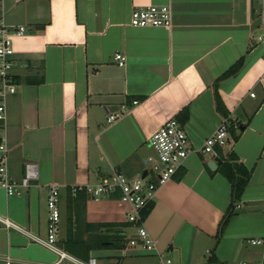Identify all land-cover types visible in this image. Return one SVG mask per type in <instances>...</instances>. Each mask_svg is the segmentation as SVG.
Masks as SVG:
<instances>
[{"label": "crops", "instance_id": "1", "mask_svg": "<svg viewBox=\"0 0 264 264\" xmlns=\"http://www.w3.org/2000/svg\"><path fill=\"white\" fill-rule=\"evenodd\" d=\"M17 1L6 22L28 30L14 39L16 92L7 99L10 170L20 179L25 164L35 162L38 179L24 195L0 192V215L25 231L1 228V255H10L14 264H78L58 262L55 252L31 239L47 237V199L55 184L63 251L83 261L97 255L100 264H153L155 254L132 247L92 250L82 259L60 241L68 217L77 213L84 225L128 222L129 202L92 196L86 186L110 181L115 172L137 179L151 170L157 153L149 139L176 117L185 123L193 151L183 176L160 184L144 220L157 249L174 264H264V243L248 241H264V50L254 42L259 0ZM166 4L173 13L170 28L131 25L135 7ZM241 58L240 73L218 85L225 117L216 108L214 83ZM111 112L121 115L109 121ZM224 119L246 123L222 153L234 150L252 176L216 244L231 183L219 171L220 152L221 164L211 169L208 161L215 157L201 149ZM74 186L82 192L73 195ZM128 224L113 231L122 230L129 240L137 229Z\"/></svg>", "mask_w": 264, "mask_h": 264}, {"label": "built area", "instance_id": "2", "mask_svg": "<svg viewBox=\"0 0 264 264\" xmlns=\"http://www.w3.org/2000/svg\"><path fill=\"white\" fill-rule=\"evenodd\" d=\"M4 0H0V192L7 196L24 195L27 190L34 185L38 179V166L35 162L25 164L24 174L18 179L12 176L10 170V145L8 135V108L7 99L9 95L16 92V82L12 71L14 67V39L23 36L28 28L26 25L7 24L4 14ZM258 26L260 31L254 42L262 46L264 50V0H259L256 9ZM131 25L136 27H165L170 28L173 22L172 8L166 5H140L133 9L130 19ZM116 60L119 65H124L125 57L122 54H116ZM251 96H255L252 92ZM133 103H137L134 100ZM123 107L121 112L126 111ZM121 112H111L109 121L116 120ZM229 122L227 119L221 121L216 127L214 133L209 136L202 147V153L211 154L212 157H218V147H226L231 143L229 132ZM235 127H238L235 125ZM150 145L157 153V161L152 164L151 170L147 169L146 176L143 173L137 179H129L121 172H115L113 179L102 182L94 187L86 186V191L92 196L112 197L119 192L124 201L132 205V210L128 215L127 221L134 223L136 235L129 238L126 247L136 248L145 254H155L157 259L153 264H174V261L166 257L157 249V241L154 239L144 225L142 218L143 209L155 200L156 192L160 184L173 177V175L183 168L186 159L193 151L190 138L185 127V123L178 118L168 119L149 139ZM157 175L156 180L153 179ZM81 189L79 186L72 188L73 195ZM48 233L46 238L32 235L31 239L43 245L49 250L55 252L59 260L63 262L71 259L78 264H100L98 257L90 256L87 261L79 260L69 253L63 251L58 245V236L61 223L60 191L58 185H51L48 194ZM239 207V204L238 206ZM16 229L22 233L25 231L15 224L7 216L0 215V229ZM28 234V233H25ZM253 245L263 244L262 239H249ZM126 249V248H125ZM0 264H14L10 255H1ZM117 264H130L118 262ZM245 264V263H241Z\"/></svg>", "mask_w": 264, "mask_h": 264}, {"label": "trees", "instance_id": "3", "mask_svg": "<svg viewBox=\"0 0 264 264\" xmlns=\"http://www.w3.org/2000/svg\"><path fill=\"white\" fill-rule=\"evenodd\" d=\"M244 66V58H241L234 63L229 69H227L214 83L215 92V104L217 110L225 117L228 116V110L224 105V102L218 92V85L221 80L236 76L240 73ZM28 81H31L28 80ZM188 109H184L181 114V120L186 121L188 119ZM246 127V123L235 127L234 124L229 126V132L231 137V143L238 140L240 132ZM239 129V130H238ZM229 144V145H230ZM220 152V158L223 160L219 171L228 178L231 183V203L224 216L219 223L218 233L216 235V244L221 240L223 232L236 214V208L242 195L249 184L252 176V171L240 161L238 155L234 150L229 151L226 155H223L222 148L218 147ZM219 154V153H218ZM220 159V160H221ZM179 173V175H177ZM177 180L183 176V168L179 169L174 175ZM79 192V191H78ZM82 192V191H80ZM79 192V193H80ZM78 194V193H77ZM76 194V195H77ZM121 194L115 193L112 198H119ZM81 198V197H80ZM154 201L150 202L142 211V218L145 220L153 208ZM127 223H88L84 225L80 214H76L75 217L71 215L67 219V236L60 241L61 245L69 252L73 253L82 259H87L89 253L92 250L101 249H123L127 246L128 238L125 233L121 231H113L115 227H128ZM107 232V233H106ZM211 261H216L215 255L211 256ZM120 262V259L118 260ZM117 262V263H118Z\"/></svg>", "mask_w": 264, "mask_h": 264}, {"label": "rangeland", "instance_id": "4", "mask_svg": "<svg viewBox=\"0 0 264 264\" xmlns=\"http://www.w3.org/2000/svg\"><path fill=\"white\" fill-rule=\"evenodd\" d=\"M14 1V3L15 4H17L18 3V1L17 0H13ZM14 5H13V2H12V0H5V15H6V18L8 19L9 17H10V15L12 14V9L14 8L13 7ZM259 33H262V31H258ZM259 33H257V34H259ZM228 147H229V145H228ZM96 257H98L97 255H96ZM98 259H99V257H98ZM125 262H127V263H129V261H126L125 260Z\"/></svg>", "mask_w": 264, "mask_h": 264}, {"label": "water", "instance_id": "5", "mask_svg": "<svg viewBox=\"0 0 264 264\" xmlns=\"http://www.w3.org/2000/svg\"><path fill=\"white\" fill-rule=\"evenodd\" d=\"M221 160L218 157L212 158L208 161V165L211 169H215L217 166L221 164ZM147 171L143 172V177L146 176Z\"/></svg>", "mask_w": 264, "mask_h": 264}]
</instances>
